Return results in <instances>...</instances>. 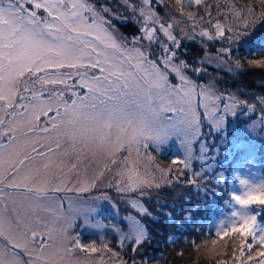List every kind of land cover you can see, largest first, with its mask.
Returning a JSON list of instances; mask_svg holds the SVG:
<instances>
[{"label": "snow or ice", "instance_id": "1", "mask_svg": "<svg viewBox=\"0 0 264 264\" xmlns=\"http://www.w3.org/2000/svg\"><path fill=\"white\" fill-rule=\"evenodd\" d=\"M193 2L201 5L202 0ZM28 3H33L35 10L25 8ZM259 3L264 5V0ZM125 6L139 25L140 36L134 38L139 46L132 48L127 47L107 17L111 10L97 8L90 0H7L6 4L0 0V264H24L21 250L29 255L36 253L30 264H81L69 258L72 248L67 246L66 233L77 216H83L87 223L95 209L79 208L69 217L49 195L50 186L52 191L61 190L68 176L64 158L70 153L100 157L115 164L117 154L126 151L119 162L123 167L118 166L115 172L116 182L109 186L124 193L140 192L141 196L145 190L159 189L162 185L158 181L171 182L166 178L171 170L165 173L159 169L157 177L147 167L143 172L137 167L133 153L140 157L141 149L150 145L159 150L173 138L179 140L182 160L172 163H182L185 171L192 172L194 178L189 185L199 187L197 178L213 174L215 165L209 160L215 161L217 156L205 155L212 150L202 137L199 109L212 116L210 127L217 130L225 124L227 115L235 116L236 112L228 105L221 111L215 103L220 97L214 88L198 85L186 75L190 66L178 60L182 40L169 22L173 16L171 12L162 16L156 11L162 0H125ZM39 9L47 15L39 16ZM231 10L241 20L255 13L252 7H247L245 14L235 5ZM259 15L264 18V7ZM226 31L231 32V28L226 29L220 22L199 33L180 29L186 39H195L198 34L209 42L217 36L227 39ZM141 42H146L148 48L160 45L156 59H151L152 53ZM220 51L230 54L226 48ZM254 63L264 67V58ZM170 75L177 83L170 81ZM76 88L87 91L77 92ZM69 91L71 97L66 99ZM239 104L247 112V102ZM236 106L233 101L232 107ZM260 107L264 109V103ZM252 108L251 115L258 116L264 128V111L258 113L254 105ZM49 112L53 116L41 127L40 116ZM215 151L218 155L219 149ZM194 162L202 165L201 171L193 168ZM68 167L75 170L76 165ZM54 169L60 172L57 185H51L49 179ZM101 176L103 172L89 179L88 186L94 187L92 180ZM215 176L216 188L225 184L223 172ZM241 185L247 189L243 195L234 191L227 194L244 210H233L234 219L227 230L221 224L215 235L221 239L237 233L244 237L240 252L243 257L254 247H264V182L253 186L241 181ZM256 205L261 207L250 208ZM134 206L142 214L148 211ZM47 218L49 222L44 223ZM59 220L64 223L57 228ZM54 231L64 234V239L46 256V249L53 245L42 240L36 245V241L43 236L52 240ZM119 238L121 243L127 241L130 251L140 258L131 264H149L144 252L148 237L139 222L132 223L128 233ZM72 244L83 248L76 240ZM90 251L96 253L98 249L92 247ZM257 255L264 257V251ZM254 259L248 256L249 261Z\"/></svg>", "mask_w": 264, "mask_h": 264}, {"label": "rangeland", "instance_id": "2", "mask_svg": "<svg viewBox=\"0 0 264 264\" xmlns=\"http://www.w3.org/2000/svg\"><path fill=\"white\" fill-rule=\"evenodd\" d=\"M90 2L97 8L111 10L106 15L127 47L139 46L134 42V38L140 36L139 25L131 9L125 6V0H90ZM232 5L239 8L242 14H245L247 7L254 8L255 13L247 16L245 20L237 19L232 15ZM24 7L29 11L35 10L33 3L25 4ZM262 7L264 5H261L259 0H202L201 5H195L193 0H162V6L157 7L156 11L162 16L171 12L173 16V20L169 22L174 24V34L182 40V46L178 50V60L185 61L190 66L186 75L198 85L212 86L220 97L215 103L221 111L225 105H228L236 115H227L225 124L217 130L214 126L210 127L213 125L212 116L206 114L202 107L199 109L202 137L205 146L212 150L205 155L217 156L215 161L209 160L210 165H215L213 174H205L197 178L199 187L189 185L188 181L194 178L191 171H185L182 163H172L173 160H182L183 153L179 140L175 138L159 150L153 145L141 149L140 157H136L133 153V158L137 159V167L141 172L147 167L149 172L158 177L159 169L164 170L165 173L171 170V175L166 176L171 181L169 184L158 181L162 185L159 189L145 190L142 196L140 192L124 193L117 187L109 186L116 182L117 167H123L119 162L127 155L124 150L117 154L115 164L85 154L76 156L70 153L64 158V172L68 173V176L63 181L61 190L52 191L50 186L49 195L60 204L63 213L69 217L79 208L95 209L90 213L87 223L83 216H77L72 227L67 230V246L72 248L69 258L79 260L81 264L85 262L86 264H131V260L127 259L131 253L130 245L127 241L121 243L119 237L128 233L132 223L139 222V225L146 229L148 237L144 246L148 261H150L148 257L160 258L166 254L160 251L161 246H165L164 241L173 242L168 249L169 255L182 253V258L189 259L190 262L260 264L264 261V257L257 255L259 251H264V247H254L251 252H246L243 257L240 256L241 244L245 239L240 234L223 239L215 235V230L221 224H225L224 230H227L231 220L234 219L231 217L233 210H244L232 201L227 193L234 191L243 195L247 189L241 185V181L253 186L264 182V128L260 126L259 117L251 115L253 105L256 112L264 111L260 107V104L264 103V82L256 81L255 86H247L237 75L239 61L242 59H245L243 64L248 66L243 68L264 70V67L254 63L255 60L264 58V54H261L264 52L261 49L264 45V18L259 15ZM36 11L41 17L47 15L43 9ZM189 16L195 17V20L189 19ZM200 17H203V20ZM127 22L135 24V33L122 31L120 24ZM216 22L223 24L226 29L231 28V32L226 31L227 39L217 36L215 40L209 42L197 34L195 39L190 40L180 33L181 28L189 33L210 30V24L214 25ZM193 24L196 25L195 29ZM161 39L167 42L165 38L161 37ZM141 43L148 48L146 42ZM167 43L171 46V42ZM225 48L230 50V54L220 51ZM148 50L152 53L151 59H156L160 45L152 44ZM257 75L264 77L262 74ZM169 79L173 84L177 83L174 75H170ZM75 91L87 90L76 88ZM70 97L71 91L66 92L65 98ZM233 101L237 102L235 108L232 107ZM240 101H245L249 105L247 112L245 107L239 104ZM52 116V112L42 115L38 123L43 127L45 120ZM217 148L218 155L215 151ZM68 165H76L75 170ZM193 168L201 171L202 165L194 162ZM99 172H103V176L98 180H92L94 187L88 186L87 181ZM219 172L224 173L225 184L216 188L215 173ZM59 175V170L54 169L49 176L51 185L59 184L56 178ZM85 187L86 191L81 190ZM204 189L211 191L206 193ZM216 191L219 193L217 196H215ZM103 196L108 198L103 199ZM219 203L222 205L220 215H214L210 220L207 214L213 213V208ZM201 204L205 207V213L199 216L198 222L200 225L203 222L207 224L209 227L207 234L202 232L201 228L195 227L197 207ZM134 205L146 207L147 213L142 214ZM253 207L261 206H250ZM57 216H60V212H57ZM49 220L50 218H47L44 223H48ZM63 223V220H59L56 227H61ZM117 229H122L123 232ZM52 236V240L43 236L36 241V245H40L41 240L44 244L53 245L52 248L46 249V256H49L58 242L64 239V234L59 231H54ZM72 240H76L83 248L74 246ZM92 247L97 248L98 251L92 253L90 251ZM249 255L255 259L249 261ZM132 257L136 260L140 259L136 255ZM35 258L36 253L29 255L20 251V259L24 264H30ZM149 264L157 263L154 261Z\"/></svg>", "mask_w": 264, "mask_h": 264}, {"label": "trees", "instance_id": "3", "mask_svg": "<svg viewBox=\"0 0 264 264\" xmlns=\"http://www.w3.org/2000/svg\"><path fill=\"white\" fill-rule=\"evenodd\" d=\"M135 25V24H134ZM131 22H127V23H122L120 24V27L122 29V31L127 32V33H135L136 32V27L134 26ZM262 50H264V45H262L261 47ZM261 54H264V52H262ZM245 59H242L241 61H239L240 65H239V69H238V76L241 77V82H243V84L247 85V86H255L256 81L258 82H264L262 79H264V77H259L257 74H262L264 75V70L263 69H245L243 67H248L245 66L244 63ZM236 75V76H237ZM229 189V188H228ZM203 204L199 205L197 207V223H195V227L197 228H201L202 232H205L207 234L209 227L207 226V224L205 222H203L201 225L198 222V218L199 216H201L202 214L205 213V207L202 206ZM222 211V205L219 203L217 206H215L213 208V213L209 212V214H207V216L209 217V219H212V216L214 215H220V212ZM210 234V233H209ZM208 234V235H209ZM199 237V236H198ZM165 242V246H161L160 251H164L166 252V254H163L160 258L158 257H148L150 258L149 262H154L156 261L157 264H207L206 262H190L189 259H185L182 258L183 256L178 255V254H171L169 255L168 253V249L172 246L171 241H164ZM112 246V244H111ZM158 248V247H157ZM160 248V247H159ZM126 250H128L126 248ZM135 253H130V256H128L129 260H133ZM173 255V256H172ZM147 256V255H146Z\"/></svg>", "mask_w": 264, "mask_h": 264}]
</instances>
